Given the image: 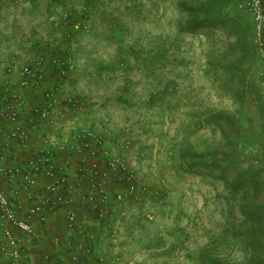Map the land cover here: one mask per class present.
<instances>
[{
	"label": "rangeland",
	"instance_id": "1",
	"mask_svg": "<svg viewBox=\"0 0 264 264\" xmlns=\"http://www.w3.org/2000/svg\"><path fill=\"white\" fill-rule=\"evenodd\" d=\"M52 1L0 0V24L47 18L45 29L17 31L6 57L32 38L71 51L77 69L64 93L80 98L78 117L133 138L127 155L158 191L92 264H141L149 213L167 252L156 264H264V34L244 0ZM65 12L87 27L64 25Z\"/></svg>",
	"mask_w": 264,
	"mask_h": 264
},
{
	"label": "built area",
	"instance_id": "2",
	"mask_svg": "<svg viewBox=\"0 0 264 264\" xmlns=\"http://www.w3.org/2000/svg\"><path fill=\"white\" fill-rule=\"evenodd\" d=\"M241 6L262 36L264 0ZM70 19L65 12L64 25L87 27ZM51 45L44 51L32 38L26 53L0 55V264H92L96 246L106 237L117 243L131 212L158 192L127 155L133 138H121L115 151L112 126L78 117L80 98L64 93L75 56ZM59 211L63 223L52 230ZM43 242L49 248L38 253Z\"/></svg>",
	"mask_w": 264,
	"mask_h": 264
},
{
	"label": "crops",
	"instance_id": "3",
	"mask_svg": "<svg viewBox=\"0 0 264 264\" xmlns=\"http://www.w3.org/2000/svg\"><path fill=\"white\" fill-rule=\"evenodd\" d=\"M44 1H46V0H44ZM46 3L47 4H46L45 7H49L50 3L52 4L53 1L49 2V0H47ZM27 13H29V12L26 11V14ZM20 17L21 16H17V18H15V19H12V18L5 19L6 23L5 24H0V26L3 25L5 27H7V28H10V30H12V28L13 29H17V30H15L16 33H14V34H7L8 32H6V31L5 32H3L2 30L0 31V54H3L4 56L7 55V53H5L4 47H6L7 44H11L12 41H14V40L15 41L19 40L20 35H19V33H17V31L23 33V29H25V28L29 29L30 27H34V28L35 27H41V28L44 27V29L47 28L42 23L43 19H44V22H45L47 18H43L41 20L40 19L41 17L35 18L33 15L32 16H22L21 18ZM37 23H39V25H36ZM105 98H106V96H105ZM121 98L125 99V97H121ZM120 140L118 138H116V136H114L112 138V142H109V146L112 147V148H114L113 146L118 147V149L114 148V150L115 151L119 150L120 145H121V141ZM115 188H116V186H114L112 189H115ZM150 215H151V213L143 216L144 220L142 222L145 225L141 226V230L143 229V231H142L143 235L141 236V238H139V240H140L139 242L141 243V246H139L140 248L138 247L140 249V251H139L140 254H138V256H140V259H142V261H143L141 264H154L156 259L160 260L161 256L164 257L165 254H167V252H165L166 250L164 249L165 242H163V240H159L161 238H157L156 239L154 234L152 233L155 221L153 219H151ZM63 216H64L63 212H61V211L56 213L52 217V221H51V223H50V225L48 227L50 229H52V230L60 228V224H62L63 220H64ZM133 226L136 227V228H139V226L137 224L135 225V223L133 224ZM130 229L131 228L128 227L127 231L130 230ZM1 239H2V235H1V232H0V241H1ZM101 243L104 244V242H101ZM121 244H123V242ZM159 245H161V247ZM100 246H101V244H98L96 246V253H98L97 251L99 250ZM48 248H49V245L47 243H45V242L40 243L39 247H38V253L39 252L41 253V252H43L44 250H46ZM136 249L137 248H134L132 251H135ZM101 252L102 251H100V253Z\"/></svg>",
	"mask_w": 264,
	"mask_h": 264
},
{
	"label": "trees",
	"instance_id": "4",
	"mask_svg": "<svg viewBox=\"0 0 264 264\" xmlns=\"http://www.w3.org/2000/svg\"><path fill=\"white\" fill-rule=\"evenodd\" d=\"M85 18H82V20H84ZM188 166H189V168L191 169V168H193L194 166H198V164H196V163H190V164H188ZM248 173H253L252 174V176H253V178L256 176V174H257V172H248Z\"/></svg>",
	"mask_w": 264,
	"mask_h": 264
}]
</instances>
